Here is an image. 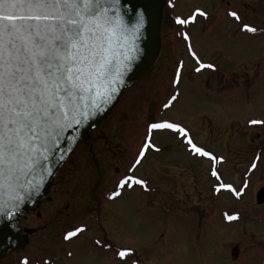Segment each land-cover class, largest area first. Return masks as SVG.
Masks as SVG:
<instances>
[{
  "label": "rangeland",
  "instance_id": "374dc122",
  "mask_svg": "<svg viewBox=\"0 0 264 264\" xmlns=\"http://www.w3.org/2000/svg\"><path fill=\"white\" fill-rule=\"evenodd\" d=\"M228 3L244 15L246 22L264 29V0H174L163 12L162 50L156 65L125 93L114 114L92 131L94 136L105 135L110 141L109 150L104 152L113 157L111 165L106 167L108 183L116 182L127 172L133 155L131 146L140 144L146 126L154 119L182 123L197 143L227 158L228 164L220 170L224 179L236 181L233 168L242 173L248 168L256 148L264 142V124L249 123L264 121V31L238 32V26L226 14ZM196 8L212 10L213 18L205 26L198 18L183 30L189 33L201 60L215 67L193 73L199 65L188 52L187 42L179 35L181 26L172 24L175 16H190ZM181 60L184 62L182 80L177 86L173 77ZM177 88L178 99L169 108H163V103ZM258 134L260 140H257ZM152 139L159 151L150 154L151 163L145 169L151 177L149 206L145 207L138 198L123 196L109 206L113 216L104 220L109 234L99 235L113 241L118 248L133 249L126 260L120 258L119 264H229L223 244L228 239L234 240L232 229L220 224L216 228L215 224L204 222L196 231L198 220L184 223L179 218L177 201L183 191L186 198L200 203L210 195L209 186L213 182L207 175L208 164H195L192 174L181 171L170 176L184 162L179 143L183 138L164 131L154 133ZM251 139L256 142L252 143ZM134 140L138 142L132 144ZM82 148L74 156L76 162L87 150ZM83 166H76L72 174L76 181L81 177L82 184L83 175L95 176L94 170H84ZM115 167L120 172L115 173ZM187 176L191 177V185H182L183 189L180 187L182 179ZM249 179L252 182L247 199L252 200V193L264 189V163H259L258 170ZM74 180L69 185L62 180L57 184L50 201L39 208L42 218L28 214L24 224L39 229L38 233L28 240L23 250L13 252L17 256L7 259L11 253L1 263L9 264L20 256L28 257L29 264H45L46 261L49 264H107L112 261L110 252L95 249L92 238L96 234H83L70 243L63 239L64 231L79 224L81 219L79 215L67 216L71 211L64 210L65 204L72 200V190L79 189ZM76 196L79 197L77 192ZM59 206L61 213L56 212ZM254 235L253 240L248 236L244 243L251 254L258 251L256 242L264 239L263 234Z\"/></svg>",
  "mask_w": 264,
  "mask_h": 264
},
{
  "label": "snow or ice",
  "instance_id": "6c2138e0",
  "mask_svg": "<svg viewBox=\"0 0 264 264\" xmlns=\"http://www.w3.org/2000/svg\"><path fill=\"white\" fill-rule=\"evenodd\" d=\"M168 3L171 5L172 0ZM227 14L239 22L242 31L252 34L264 31L245 22L236 10H229ZM197 15L207 18L209 13L196 8L190 16H175V23L181 26L179 35L188 42V52L199 65L196 68L199 72L215 65L201 60L189 33L183 30ZM142 23L141 17L132 34H128L122 0H0V191L7 186L13 193L7 202L0 199V216L13 217L26 200L38 194L45 175L51 174V167L43 168L38 180L34 175L36 168L41 161H49L65 133L78 132L112 103L136 59L139 51L136 40ZM183 66L184 62L178 61L173 77L177 86L182 80ZM178 95L177 88L163 103V108L172 106ZM249 123L257 125L264 121ZM164 131L182 137L193 156L210 162V174L217 181L215 192L227 190L237 199L248 195L249 180L239 186L225 182L219 170L226 161L224 156L197 143L182 123L154 119L148 123L145 142L128 173L119 178L110 194L112 197L136 185L147 188L148 182L136 176L134 170L148 151H159L152 137ZM71 139L75 141L76 136ZM258 162L264 163V158L255 156L249 171L257 169ZM239 215L225 213L229 221L239 219ZM88 227L80 223L66 230L64 241L78 239ZM95 244L112 247L100 239ZM132 251L131 248L115 249L121 259ZM23 264H28L27 257Z\"/></svg>",
  "mask_w": 264,
  "mask_h": 264
},
{
  "label": "flooded vegetation",
  "instance_id": "af4514ba",
  "mask_svg": "<svg viewBox=\"0 0 264 264\" xmlns=\"http://www.w3.org/2000/svg\"><path fill=\"white\" fill-rule=\"evenodd\" d=\"M173 1L174 0H172V3ZM169 5L170 4L168 3V0H167L165 10ZM172 7L173 6H171V9ZM213 7H214V3H213V6L211 5L212 9ZM229 10H236L241 14L239 10L232 8L231 3L227 4V8L225 10L226 14L228 13ZM207 12L209 13L207 18L197 15V19L199 18L200 20H202L204 22L203 24L204 26L206 22H208L209 20L213 18V11L212 10L210 11V9H208ZM241 15L244 21L246 22V18L244 17V15L243 14ZM228 17L235 23V25L238 26V28H236L238 32H241L242 30L239 26V22L235 21L230 16ZM189 24H193V22H190ZM172 25L173 26L176 25L175 18L173 19ZM182 41L187 42L184 39ZM193 73H195V70ZM134 85H132L130 89ZM115 110L108 117V119L114 114ZM147 126L145 128L144 135H142L141 137L140 144L137 146L135 145L131 146L133 155L127 164L128 167L126 169L127 170L126 173H128V170L131 164L134 162V158L136 154L138 153L142 144L145 142ZM93 132L91 133L89 137L83 140L81 144L76 147L73 153L66 159L65 163L63 164V166L61 167V170L59 171L57 175V178L54 180L52 184L50 195L52 194V191L54 189L57 190V184H59L61 180L67 185L70 184V181L74 180L72 174L76 170V166L83 164L84 165L83 167L85 168L84 170H87L88 168L94 170L93 172L95 176L83 175V181H84L83 184H82L81 177H78L77 181L74 180V183L78 185L79 189L72 190V191L73 192L76 191L79 197L76 196V192H75V197H74L73 196L74 193L72 192L70 196L72 200L70 203L65 204L64 210L71 211L70 214L68 213L67 216L79 215L81 218L80 223H86L89 226L84 234H96V236L92 238V242L95 245V249L96 250L101 249V250L110 252V254L113 256L112 261L107 264H119L120 257H118L115 252V249H117L118 247L115 246L113 241L108 240L106 237L105 238L101 237L99 234H109L107 228H105L104 226V220L107 217L113 216V213L110 211L109 206L112 203H115L116 201L121 199L123 196L127 195L130 197H134L135 199L138 198L137 200L145 203V207L149 206L150 199L147 196H148L149 186L151 184V177L145 169H146V166L151 163L150 154L152 153L157 154L158 151H152V150L148 151L146 153V157L143 158L142 163L138 165L136 169L134 170V174L136 176L143 178L148 182L147 188L136 185L132 189H123L121 190L120 195H118L117 197H112L110 194L113 190H115L117 182L119 178H121L122 176L119 177L116 180V182L108 183L110 178H109V171L106 169V167L107 165L108 166L111 165L113 157L107 156V154H105L104 152H105V149L109 150L108 148L110 146V141H109V138L106 137L105 135L104 136L102 135L94 136ZM256 137H257V140H260L259 134ZM137 142H138L137 140H134L132 141V144L137 143ZM251 142L255 143L256 139H251ZM179 143H181V147L183 149L182 154H183L184 162L181 165H179L176 170L174 169V172H171L170 176H176L181 171L183 173L187 172L186 174H192L190 172L193 171L194 165L202 162V163L208 164L207 175H208V178L213 182L209 186L210 195L206 198V200H203V203L197 202L193 198H189V197L186 198V193L184 194V191L182 192V195L177 201V207H178L180 220L183 221L184 223L187 222L188 220L195 221V222H197L196 220H198L199 226H197L198 223L195 224L196 231L200 230L204 222L213 223L216 225V228H218V225L220 224L222 226L232 229L233 230L232 236L234 240L228 239L223 244V247L226 250L225 260L228 261L229 264H245V263L264 264V239L256 242V245L258 247V251L256 254H251L248 250V247H245V244H244L248 236L252 239L255 237L254 234H263V237H264V202L258 201L259 190L256 191V193L258 194L254 195L252 200L247 199V195L243 196V198L241 199H237L230 191H227V190H222L220 193L215 192L214 186L216 185L217 181L210 174V167H211L210 162L206 158H201L199 156H193L191 152L188 150V148L186 147V142L184 139L179 141ZM262 146H264V142H262V144L256 148L254 157L257 155L262 157L263 155L262 154L263 149H261L263 148ZM80 147H83V148L86 147L87 150L80 155V161L76 162L74 160V156L76 155V152L78 151ZM105 159H107V162L104 163ZM228 162L229 161L226 158V161L222 162V164L219 166V170H221L222 166H224L225 164H228ZM258 167H259V162H258ZM117 168L118 167L114 168L115 173L120 172L119 171L120 169H117ZM249 168H250V165L245 171H243V173L238 172V169L237 171H235L233 168L232 172L237 177L236 181L224 179L225 182H231L236 186H239L244 180H249L251 183L252 179L250 180L249 178L252 176V174H254L258 170V168L255 170H251V171H249ZM64 170H66L65 173H63ZM64 175H66L65 179H63ZM191 181L192 180L190 176L185 177L184 181L182 179V183L180 187L181 188L183 186L188 187V185H191L190 183ZM261 188L262 187H260L259 189ZM191 194H193V192ZM50 195L45 202L38 203L36 206H34V212L30 215H33V216L36 215L39 219L42 218V214L41 212H39V208L43 203H48L50 201L49 199ZM61 202L63 201L61 200ZM56 212H59V213L62 212L61 206L57 208ZM234 212H238L240 214L239 219L232 220V221L227 220L225 213L232 214ZM28 217H29L28 215L24 216L20 220L19 226L21 228V234L26 236L28 240L30 241L31 237L32 236L35 237V234L38 233L39 229L29 228L28 226L24 224ZM250 226H253L254 229H251ZM255 229H257L258 232H255ZM196 234H201V232H196ZM97 239L107 241L108 243L112 245V247L105 248L103 246L96 245L95 240ZM16 254L17 253H13L7 259L12 258L13 256H17ZM25 257L26 256H20L16 258L17 260L14 259L9 264H23V260ZM28 264H29V258H28Z\"/></svg>",
  "mask_w": 264,
  "mask_h": 264
},
{
  "label": "water",
  "instance_id": "95a60500",
  "mask_svg": "<svg viewBox=\"0 0 264 264\" xmlns=\"http://www.w3.org/2000/svg\"><path fill=\"white\" fill-rule=\"evenodd\" d=\"M165 5L166 0H122V11L129 35L132 34L141 17L143 20L139 38L136 40V46L139 49L136 59L132 61V66L124 77V83L120 86V91L116 94L112 103L106 106L105 111L81 126L78 132L74 133L69 130L65 133L59 148L53 150L49 161H41L40 165L37 166L34 173L37 180L43 168L51 167V174L45 175L38 194L26 200L13 217L0 216V263L11 253L24 249L28 245V238L21 234L20 220L23 216L32 214L34 206L48 199L52 184L66 159L85 138L89 137L95 127L109 117L128 89L157 63L162 48L161 28ZM73 135L76 136L75 141L71 139ZM68 149H71V151ZM61 156L64 159H61ZM12 195V191L7 186L0 191V199L5 202ZM258 201L264 202V189L259 192Z\"/></svg>",
  "mask_w": 264,
  "mask_h": 264
}]
</instances>
